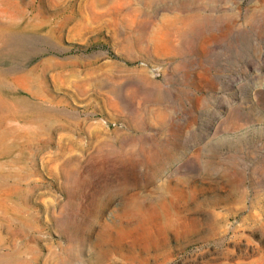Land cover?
<instances>
[{
	"label": "rangeland",
	"instance_id": "1",
	"mask_svg": "<svg viewBox=\"0 0 264 264\" xmlns=\"http://www.w3.org/2000/svg\"><path fill=\"white\" fill-rule=\"evenodd\" d=\"M0 264H264V0H0Z\"/></svg>",
	"mask_w": 264,
	"mask_h": 264
}]
</instances>
